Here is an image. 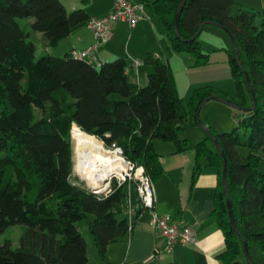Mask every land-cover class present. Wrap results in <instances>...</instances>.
I'll return each mask as SVG.
<instances>
[{
    "label": "trees",
    "instance_id": "trees-1",
    "mask_svg": "<svg viewBox=\"0 0 264 264\" xmlns=\"http://www.w3.org/2000/svg\"><path fill=\"white\" fill-rule=\"evenodd\" d=\"M181 1L142 3L162 22L169 48L194 54L196 65L208 62L199 41L201 26L211 21L230 32L238 51L236 59L233 45L227 50L234 96L204 86L184 104L168 61L150 53L143 59L151 67L144 86L130 79L127 57L99 65L72 53L36 58V45L20 18L31 17V29L42 33L46 46H55L85 26L89 14L81 7L68 12L60 0H0V234L22 228L15 244L11 238L0 244V264H86L82 221L102 260L107 246L128 234L123 212L128 182L113 179L110 191L98 195L72 176L74 126L106 148L119 146L125 159L142 165L155 181L164 168L154 141L184 152L187 140L180 130L190 120L200 124V105L213 97L242 117L230 131L205 127L206 137L194 146L191 179L202 161L217 171L212 216L224 237V250L216 255L220 264H242L240 255L249 264L244 242L251 263L264 264V6L242 8L236 0H186L181 6ZM131 193L135 198L133 184Z\"/></svg>",
    "mask_w": 264,
    "mask_h": 264
},
{
    "label": "crops",
    "instance_id": "crops-1",
    "mask_svg": "<svg viewBox=\"0 0 264 264\" xmlns=\"http://www.w3.org/2000/svg\"><path fill=\"white\" fill-rule=\"evenodd\" d=\"M74 1L81 3L80 0ZM236 1L242 5L258 3L259 7L264 6V0ZM141 2L142 0L136 1V3ZM112 4L113 0H90L83 6H86L85 10L90 17H103L110 13ZM70 5L75 4L71 3ZM145 11L146 18L136 22L133 27L124 21L111 23L109 40L94 51L97 58L96 65L118 57H127L129 64L131 59H142L143 52L147 50L143 49L142 52H137L131 48L132 37L125 46L121 43L123 41L121 39L124 37L122 27L126 25L129 29H133L137 28L140 22L148 21L152 24V18L148 15L150 11L146 7ZM141 26L138 28L139 32L148 30L146 23ZM59 42H65V53L69 52L75 55L90 47L94 43V36L89 28L82 26ZM160 42L158 39L159 45ZM162 44L165 46L160 45L159 50L151 49L147 54H158L162 59L164 57L163 48L169 50V45L165 40L162 41ZM43 45L46 46L45 40H43ZM143 67L144 69L147 67V63L144 61L136 70L132 68L129 71L130 79L136 81L139 86H144L141 84L145 81L144 77L142 79L140 77ZM146 71L149 73V70L146 69ZM171 144L165 141H154V148L160 155V162L164 168L162 176L153 181L156 196L155 208L158 214L167 215L172 220L191 227L195 232V242L175 245L168 250L162 249L160 252H156L162 245V239L151 228L148 212L143 211L136 217L125 237L111 242L107 246L104 262L100 261L99 264H220L216 255L224 250V237L212 216L217 171L214 167L203 162L199 173L192 182L194 153L186 151L176 153Z\"/></svg>",
    "mask_w": 264,
    "mask_h": 264
},
{
    "label": "rangeland",
    "instance_id": "rangeland-1",
    "mask_svg": "<svg viewBox=\"0 0 264 264\" xmlns=\"http://www.w3.org/2000/svg\"><path fill=\"white\" fill-rule=\"evenodd\" d=\"M62 4L66 7L68 12L77 9V8H84L83 4H79L78 1L74 0H60ZM134 2H139L141 0H132ZM237 2V1H236ZM74 3L75 5L71 6L70 4ZM142 3V2H141ZM240 4V3H238ZM242 8H250L253 10L260 9L262 7L258 6V3H244L243 5L240 4ZM151 19L150 24L147 22H140L137 28L129 29L128 26L122 27L123 31V39H121V43L123 46L129 43V40L132 37V42L130 43V47L133 48L135 51L147 50L143 52L142 59L145 58L147 52L151 49L159 50V46L163 45L162 41H166L169 45V41L165 38V30L163 27L162 22L160 19L152 13H148ZM33 19L31 17L27 18H20L22 27H26L28 32L31 33L30 39L33 40L36 44V58L44 55L50 54L56 57L64 56L65 51V42H58L55 46H44L43 45V35L39 31H34L31 29L30 21ZM147 24L148 30L138 31L141 25ZM146 26V25H145ZM158 39L161 41L160 45L158 44ZM199 41L201 44V50L203 53L208 54V62L203 65H196V56L192 53L188 52H175L169 48H163V61H168L170 68L173 72L174 79L176 82V87L180 98L182 99L183 103L185 104L192 91L198 87L210 86L212 90L216 94H220L225 92L228 96L235 95V87L233 82V77L231 75V70L228 64V57H227V50L232 49V42L228 35V33L221 27L214 25V24H205L202 28V31L199 35ZM142 52V51H141ZM153 52V51H150ZM69 53V52H68ZM154 53V52H153ZM139 59V58H138ZM129 61V59H127ZM144 61V60H143ZM148 67V68H147ZM147 67L141 68L140 77H144V82L141 84L146 85L148 81L147 77V70H151L149 64ZM242 117V113L240 110L218 101L216 99H210L206 101L199 112V120L200 124H193L188 121L184 127L180 130L179 136L180 138H184L187 140V153H194V146L206 137V128L210 127L217 133L230 131L234 128L238 120ZM161 141V140H157ZM103 143V142H102ZM208 145L213 147L212 142L208 140ZM104 145V144H103ZM172 145V144H171ZM74 142L72 139V176L79 181H82L86 188H88L85 181H83L75 172V147ZM105 147V146H104ZM106 148V147H105ZM113 150L112 148H106ZM243 154H247V149H241ZM195 154V153H194ZM203 163V161H202ZM75 170V171H74ZM260 170L264 171V163L260 164ZM113 179L119 181L121 176H112L108 181V187L111 185ZM91 186L99 190L103 188L105 185H97L96 183L91 184ZM80 228L82 232V236L84 237L86 244H87V255L88 260L86 264H99V262H104L97 252V249L93 245L92 237L87 230L86 222H80ZM22 231L20 225H15L6 229L3 233L0 234V244L4 242L6 238H11L12 243L15 244L18 240V236ZM240 261L242 264H246L245 258L243 255L239 256Z\"/></svg>",
    "mask_w": 264,
    "mask_h": 264
},
{
    "label": "built area",
    "instance_id": "built-area-1",
    "mask_svg": "<svg viewBox=\"0 0 264 264\" xmlns=\"http://www.w3.org/2000/svg\"><path fill=\"white\" fill-rule=\"evenodd\" d=\"M145 5L136 3L132 0H113L110 13L103 17H90L86 22V27L89 28L94 36V43L83 51L76 53L77 58L87 59L90 63L96 64L97 58L94 54L95 49L101 44L109 40L111 33V23L124 21L130 27H133L136 22L146 18ZM153 57L158 58V54H153ZM143 63L141 59H131V63L127 67L136 70ZM111 148L117 153L126 165L123 173L120 174L121 179L118 184L127 181L126 196L123 203V212L127 218L128 229L130 231L132 224L138 216V210L143 208V211L149 214V223L153 231L162 239V245L156 252L168 250L175 245H185L195 242L194 230L186 225L180 224L172 220L167 215L157 213L156 196L154 183L149 174H147L142 165H136L133 162L125 159L122 155V150L119 146L113 144ZM131 184L135 186L136 197L131 193ZM110 191V186L98 195H106Z\"/></svg>",
    "mask_w": 264,
    "mask_h": 264
},
{
    "label": "bare ground",
    "instance_id": "bare-ground-1",
    "mask_svg": "<svg viewBox=\"0 0 264 264\" xmlns=\"http://www.w3.org/2000/svg\"><path fill=\"white\" fill-rule=\"evenodd\" d=\"M75 147V172L87 186L97 192L104 191L112 176H118L126 168L122 158L114 150L106 149L101 140L74 126L71 131ZM105 185L96 190L91 184Z\"/></svg>",
    "mask_w": 264,
    "mask_h": 264
},
{
    "label": "water",
    "instance_id": "water-1",
    "mask_svg": "<svg viewBox=\"0 0 264 264\" xmlns=\"http://www.w3.org/2000/svg\"><path fill=\"white\" fill-rule=\"evenodd\" d=\"M185 1H186V0H182L180 5L183 6V4H184ZM178 15H179V13L176 14V18L178 17ZM206 23H207V24H212L213 22L208 21V22H206ZM200 29H202V26L200 27ZM200 29L197 31L196 34H198V33L200 32ZM224 30L228 33V35H229V37H230V39H231V42H232V45H233V48H234V52H235V57H236V59H238L237 45L235 44L234 39L232 38V35L230 34V32H229L227 29H224ZM175 33H176L177 37H180V35H179V33H178V29H177V24H175ZM192 38H193V37H192ZM246 79H247L248 83H250L249 78L246 77ZM251 93L253 94L252 90H251ZM212 99H216V100H218V101H221V102H223V103L228 104L226 101H224V100H222V99H220V98H217V97H213ZM204 102H206V100H205ZM204 102H203V103H204ZM202 105H203V104H201L200 107H202ZM228 105H229V104H228ZM94 137H95V136H94ZM214 145H215L216 147H218V146H217V143H216L215 141H214ZM226 169H227V164H226V159L224 158V165H223V170H222V183H223V188H224V190H226ZM88 189H89L91 192H93L94 194L102 193V192H103V191H101V192L94 191V190L90 189L89 187H88ZM226 204H227V209H228V215H229V218H230V222H231L232 226L234 227V229H235V230L237 231V233L239 234L238 229H237V227H236V223H235V221H234L233 214H232L230 201H229L228 198H227V202H226ZM244 250H245V254H246V256H247V259H248L249 264H252V263H251L250 255H249V253H248L247 244H246L245 242H244Z\"/></svg>",
    "mask_w": 264,
    "mask_h": 264
}]
</instances>
